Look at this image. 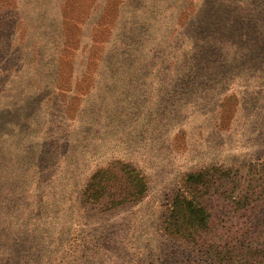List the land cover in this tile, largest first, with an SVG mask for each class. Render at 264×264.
Instances as JSON below:
<instances>
[{"label":"rangeland","instance_id":"374dc122","mask_svg":"<svg viewBox=\"0 0 264 264\" xmlns=\"http://www.w3.org/2000/svg\"><path fill=\"white\" fill-rule=\"evenodd\" d=\"M119 3L0 0V264H207L160 231L181 178L263 161L264 77H174L183 44L158 22L124 46ZM113 160L144 197L80 204Z\"/></svg>","mask_w":264,"mask_h":264},{"label":"trees","instance_id":"16d2710c","mask_svg":"<svg viewBox=\"0 0 264 264\" xmlns=\"http://www.w3.org/2000/svg\"><path fill=\"white\" fill-rule=\"evenodd\" d=\"M119 8L126 47L135 44L138 30L167 23L172 44L187 50L176 78L222 84L229 76L264 77V0H120ZM107 74L115 75L112 69ZM234 166L185 173L160 231L203 252L207 264H264V158ZM146 191L147 180L133 164L113 160L92 173L79 202L106 213L135 203Z\"/></svg>","mask_w":264,"mask_h":264}]
</instances>
